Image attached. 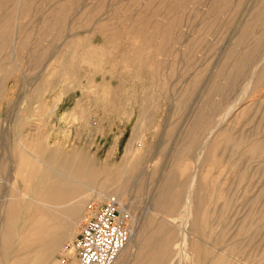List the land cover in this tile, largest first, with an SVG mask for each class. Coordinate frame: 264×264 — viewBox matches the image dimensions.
Masks as SVG:
<instances>
[{
  "label": "rangeland",
  "instance_id": "1",
  "mask_svg": "<svg viewBox=\"0 0 264 264\" xmlns=\"http://www.w3.org/2000/svg\"><path fill=\"white\" fill-rule=\"evenodd\" d=\"M263 53L264 0H0V196L13 183L25 188L18 157L79 152L100 169L88 167L96 172L86 182L116 172L130 185L143 182L123 196L134 235L162 174L154 180L152 172L174 159L184 192L194 187L202 204L199 223H184V264H264ZM218 129L228 138L209 152L203 144ZM124 162H138L135 172ZM177 223H166L175 240Z\"/></svg>",
  "mask_w": 264,
  "mask_h": 264
},
{
  "label": "bare ground",
  "instance_id": "2",
  "mask_svg": "<svg viewBox=\"0 0 264 264\" xmlns=\"http://www.w3.org/2000/svg\"><path fill=\"white\" fill-rule=\"evenodd\" d=\"M258 44L259 43L251 47L253 49L251 50L250 53H248V58H252L255 52H257L259 48H261L260 46H258ZM238 65L240 66V64ZM229 74L231 76V73ZM207 118L205 120H208L207 122H210L209 119ZM198 120H199L198 123L200 124V122L203 120V116H200ZM224 131L225 129L223 130L218 129V131L214 133L215 137L214 138L211 137L214 140H211V138L209 139L205 138L207 140L206 143L204 144L202 142L205 140L201 141L199 139L201 141V147L203 144L205 147H207V149L210 152V150H212L213 147L217 146V144L221 141L222 137L225 136V134H227V132L225 133ZM208 133L210 134V132ZM225 137L228 138L227 136ZM244 137L245 136H243V139ZM200 141L197 142L198 145ZM260 143L256 142L253 144V151L257 152V150L261 148L262 145ZM182 145H184V143ZM198 145L195 144V148L198 147ZM205 147H202L203 149L202 148L201 149L207 150ZM208 150L206 153H209ZM200 151L201 150L199 149V152ZM258 151L261 152L262 149ZM191 152L195 153L194 150ZM178 153H180V151ZM198 153L196 156H198ZM203 153H201L200 155L203 156ZM31 155L33 156V158L31 159L29 158L25 159L24 157H18L16 155L18 158L17 161L15 160V164L17 165V168L14 170L15 174L19 175V177L21 176L23 177L25 181V188L20 189L18 188V186H16L17 184L15 185V183H13L11 185L10 190H8L4 196L2 197L0 196L1 197L0 199H2L0 200V264H60V261L57 258V254L61 249L64 241L67 240L72 241L75 238V236L78 234L77 229L78 226L81 224L80 219L82 215H84L85 206L88 202H91L92 200L94 201L100 196L106 197L105 201L113 197L116 200H118L121 210L126 211L123 196H125V194H128L130 192H133L134 190L139 192V190L142 188L143 182L139 184L132 183V185H130L128 182L120 178V175L121 176L123 175L122 174L118 175L119 173L117 174V172L116 174H113L115 176L109 175L108 173L107 176L108 177L113 176L112 178L105 179L107 176H103L102 178L105 180L104 181L102 180V182L100 183L99 180L96 181L97 183L93 181L92 182L84 181V179H86L87 177V174L90 175L91 173L89 172H92L89 170V168L92 169L96 167H92L94 163L90 167L83 164L85 163L84 162L85 159L83 155L81 156V153L79 152H74L73 154L69 155L66 153H61L56 150L51 154L48 160L46 159V161H44L40 156H36L32 153ZM183 156H184V152H183ZM215 156L217 155L215 154ZM203 157H205V155ZM80 158L84 160L81 162ZM172 161H173L172 165L171 166L168 165V167L164 166L163 168H161L162 171L154 170L152 172L153 178L156 176V174L159 173L162 174L160 178L156 176L158 179L157 182H155L157 183V186L155 187L154 184V188L156 189L154 190L155 192L152 191L153 192L151 197L152 206L148 210L149 215L147 217V220L145 218L144 221L146 222L143 223V225L138 230V232L136 231V234H134L135 235L134 239H133L134 235L131 234L129 241L127 242L126 246L123 248V250L121 251V253L119 254V256L117 257V259L113 264H173L174 263L173 260L177 258V257L174 258L175 254L179 255V259H177L178 264L185 263L186 258L189 256V253L185 251L190 249L189 246L191 240H187L186 238H184V230H185L184 223L186 224L190 222L192 224L191 227H193V224L195 222L199 223V221L201 220L200 218L202 217L200 213L202 210L201 209L202 204H201V200L197 197L198 195L197 189L195 190L194 187L187 186V189L184 192V184H180L181 180L178 181L179 175L177 176L178 171L181 172L182 169L179 170L180 168L177 165L179 164L178 161H175L174 159ZM138 162L135 164L132 163L133 164L132 167H130L131 165L129 164L130 165L129 167L131 168L132 172L137 169ZM123 164L126 165L127 167L128 163L125 164L124 162ZM6 168H7L6 165L0 162V177H3V174L7 172ZM150 168H152V166ZM96 169L100 171V169L98 168ZM121 170H119L118 172H120ZM95 172L96 170L92 172V175ZM104 172H106V170ZM128 174H126V176ZM125 178L127 177H124V179ZM130 178L132 180V177ZM191 178L189 181H191ZM38 181L42 182V188H44V191L40 194H38V191L36 190V188L40 185ZM69 181L75 183L77 182L78 186H73L69 189L66 188V186L69 185L68 183ZM190 185H192V183ZM193 186L195 185L193 184ZM1 188L2 187L0 185V194L2 192ZM82 193L83 195L80 196ZM179 210L181 211L180 213L181 217H179L181 218L180 223L179 221H177L178 219L176 220V218H173L176 216L175 215L176 213H179L178 212ZM85 216H86V212L84 217ZM162 216L165 217L162 218ZM157 220L159 221V223H157ZM162 220L163 223H160ZM164 220L169 221L171 223L178 222L177 223L178 227L180 226V229H182L183 231L182 232L183 234L181 233L180 235L178 233H180L181 230L179 229L180 231L178 230L177 232V234L179 235V239L176 238V240L177 239L179 240L178 243L176 242L175 237L171 235V230L169 228L170 225L169 226L166 225V223L169 222H166L164 224ZM173 229H175V227ZM134 232L132 230V233ZM188 239L190 238L188 237ZM135 240L139 244V248L136 252L135 257L133 259H130L127 252L129 250V247H131L130 246L131 243L134 242ZM135 243L136 242H134V244Z\"/></svg>",
  "mask_w": 264,
  "mask_h": 264
},
{
  "label": "built area",
  "instance_id": "3",
  "mask_svg": "<svg viewBox=\"0 0 264 264\" xmlns=\"http://www.w3.org/2000/svg\"><path fill=\"white\" fill-rule=\"evenodd\" d=\"M132 234L129 216L111 198L90 205L81 229L68 244L62 264H113Z\"/></svg>",
  "mask_w": 264,
  "mask_h": 264
}]
</instances>
